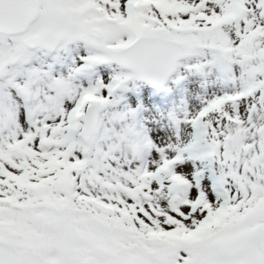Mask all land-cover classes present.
<instances>
[{"label": "snow or ice", "instance_id": "obj_1", "mask_svg": "<svg viewBox=\"0 0 264 264\" xmlns=\"http://www.w3.org/2000/svg\"><path fill=\"white\" fill-rule=\"evenodd\" d=\"M0 264H264V0H0Z\"/></svg>", "mask_w": 264, "mask_h": 264}]
</instances>
